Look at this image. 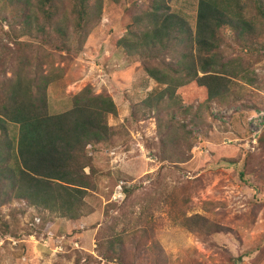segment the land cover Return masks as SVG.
I'll return each instance as SVG.
<instances>
[{"label":"rangeland","instance_id":"rangeland-1","mask_svg":"<svg viewBox=\"0 0 264 264\" xmlns=\"http://www.w3.org/2000/svg\"><path fill=\"white\" fill-rule=\"evenodd\" d=\"M97 2L75 31L71 3L61 1L51 22L62 21L61 42L41 13L30 12L27 23L17 0H0V77H47L50 114L70 109L87 87L109 95L117 110L107 118L112 140L87 146L94 188L81 217L15 198L2 171L0 264H264V35L249 36L246 47L224 30L220 53L248 79L230 77L223 99L207 101L192 83L172 100L127 45L156 5L194 27L198 0Z\"/></svg>","mask_w":264,"mask_h":264},{"label":"trees","instance_id":"trees-1","mask_svg":"<svg viewBox=\"0 0 264 264\" xmlns=\"http://www.w3.org/2000/svg\"><path fill=\"white\" fill-rule=\"evenodd\" d=\"M17 1L27 23L30 12L41 13L55 36L66 41L62 21L51 26L62 0ZM69 1L74 30H81L90 20V0ZM156 6L138 18L145 27L133 33L138 37L127 47L143 60L150 78L166 84L162 97L173 100L178 87L194 83L206 92L207 101L221 100L230 89V77L248 79L240 63L224 60L222 37L224 30H230L247 47L249 36H263L264 0H246L244 6L238 0H198L194 27L180 15ZM44 26L38 32L49 39ZM15 45L18 52L22 50V43ZM166 55L176 60L161 64L159 57ZM48 83L45 76L18 71L10 78L0 77V175L6 171L15 198L60 217L77 219L83 215L88 190L94 188L92 171L85 172L92 165L87 146L94 151L98 144L112 140L114 131L107 118L117 110L109 95L94 94L87 87L74 95L70 109L50 114ZM119 243L116 239L114 244ZM109 251L119 259L122 256L113 243Z\"/></svg>","mask_w":264,"mask_h":264}]
</instances>
